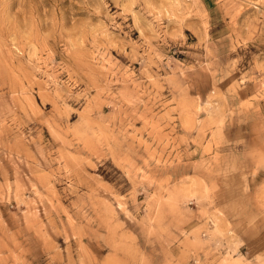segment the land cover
I'll use <instances>...</instances> for the list:
<instances>
[{
  "label": "rangeland",
  "instance_id": "rangeland-1",
  "mask_svg": "<svg viewBox=\"0 0 264 264\" xmlns=\"http://www.w3.org/2000/svg\"><path fill=\"white\" fill-rule=\"evenodd\" d=\"M0 264H264V0H0Z\"/></svg>",
  "mask_w": 264,
  "mask_h": 264
}]
</instances>
